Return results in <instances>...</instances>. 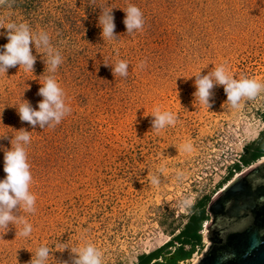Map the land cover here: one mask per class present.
<instances>
[{"label":"rangeland","instance_id":"374dc122","mask_svg":"<svg viewBox=\"0 0 264 264\" xmlns=\"http://www.w3.org/2000/svg\"><path fill=\"white\" fill-rule=\"evenodd\" d=\"M129 3L144 18L131 34L120 9ZM96 5L116 7L115 39L100 38ZM8 22L49 32L63 61L49 73L44 55L32 49L33 72L16 66L0 73V178L4 151L24 128L36 197L34 212H17L32 224L31 236H15L10 226L0 236V264H27L41 244L53 247V264H72L70 250L55 248L85 243L101 252L102 264H133L163 246L172 228L178 232L200 196L215 197L264 158L221 183L264 130V90L231 107L216 86L208 109L193 101L195 77H189L223 65L233 78L264 83V0H13L0 8V23ZM6 31L0 26V45ZM117 60L128 62L126 77L105 66ZM49 75L70 111L54 127L33 129L12 105L24 99L35 107L39 82ZM156 110L171 111L175 123L150 129L148 114ZM210 219L203 223L204 245L179 264L202 257Z\"/></svg>","mask_w":264,"mask_h":264},{"label":"clouds","instance_id":"9594fccd","mask_svg":"<svg viewBox=\"0 0 264 264\" xmlns=\"http://www.w3.org/2000/svg\"><path fill=\"white\" fill-rule=\"evenodd\" d=\"M89 4H95V0H89ZM13 6V0H0V8ZM100 12L97 16L96 24L100 29L99 35L102 41L106 39H115V20L112 12L113 8L102 9L99 5ZM124 12L123 24L125 33H133L142 29L144 24L143 13L135 4L129 3L126 8H120ZM7 29L4 35L7 42L0 45V73H5L9 68L19 66L24 71H32L36 61V55L32 49H35L45 59L49 73H55L62 64L63 58L61 52L52 44V37L45 30L33 31L27 23L8 22L0 23ZM42 50V51H38ZM111 66L113 76L119 75L126 77L128 75V62L125 60H117ZM201 70L189 77H195L193 83L195 91L193 97L195 102L205 105L208 109L212 103L213 88L222 86L226 95V102L231 107L239 105L242 98L251 100L255 98L262 90L264 83L253 78L242 77L233 78L228 74L223 65L216 66L212 71L201 75ZM188 78V77H187ZM37 95L41 97L36 102V106L23 100L19 105L13 104L20 121L27 122L33 129L45 127H54L69 113L70 108L65 102L64 90L60 87L53 75L45 77L43 83H40ZM152 117L150 121V129L160 130L165 127L172 126L175 123L176 116L171 111L156 110L149 113ZM147 116V115H146ZM3 136V135H0ZM31 137L29 131L21 128L17 130L14 137L10 140L11 147L4 151L3 156V172L5 175L0 178V236L9 231L10 226L15 228V236L19 234L28 238L32 233V224L21 217V210L25 213L35 211L36 197L30 192L32 184V174L30 164L26 153V146L30 143ZM190 145H184V150H190ZM153 184L158 183V177L153 175L151 178ZM19 224L21 227L16 228ZM7 231H3V230ZM70 250L73 254L72 264H102L101 252L91 243H85L82 247L74 249L68 245L56 247V251ZM53 247L46 244L39 245L35 253L31 255L27 264H53ZM61 264H68L67 261Z\"/></svg>","mask_w":264,"mask_h":264},{"label":"water","instance_id":"95a60500","mask_svg":"<svg viewBox=\"0 0 264 264\" xmlns=\"http://www.w3.org/2000/svg\"><path fill=\"white\" fill-rule=\"evenodd\" d=\"M207 211L209 244L195 264H264V158L213 197Z\"/></svg>","mask_w":264,"mask_h":264},{"label":"trees","instance_id":"16d2710c","mask_svg":"<svg viewBox=\"0 0 264 264\" xmlns=\"http://www.w3.org/2000/svg\"><path fill=\"white\" fill-rule=\"evenodd\" d=\"M263 156L264 130L256 139L245 146L239 161L231 166L221 183L229 180L234 172L240 171L244 166H250ZM211 198V194L200 196L190 207V213L185 224L177 228L178 232L176 233L175 228H172L169 231L171 238L163 246L148 253L140 254L133 264H179L180 261L191 258L196 249L204 245L202 229L203 223L210 219L207 208ZM170 247H175V250L171 251ZM161 257L163 261L159 260Z\"/></svg>","mask_w":264,"mask_h":264},{"label":"bare ground","instance_id":"6f19581e","mask_svg":"<svg viewBox=\"0 0 264 264\" xmlns=\"http://www.w3.org/2000/svg\"><path fill=\"white\" fill-rule=\"evenodd\" d=\"M221 190H222V189H221ZM221 190H220V191H221Z\"/></svg>","mask_w":264,"mask_h":264},{"label":"flooded vegetation","instance_id":"af4514ba","mask_svg":"<svg viewBox=\"0 0 264 264\" xmlns=\"http://www.w3.org/2000/svg\"><path fill=\"white\" fill-rule=\"evenodd\" d=\"M211 220H212V218H211Z\"/></svg>","mask_w":264,"mask_h":264}]
</instances>
